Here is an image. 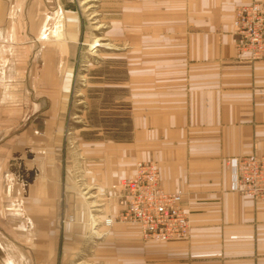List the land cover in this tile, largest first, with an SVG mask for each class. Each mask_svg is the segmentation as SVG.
I'll return each mask as SVG.
<instances>
[{
	"label": "crops",
	"instance_id": "0c3cea01",
	"mask_svg": "<svg viewBox=\"0 0 264 264\" xmlns=\"http://www.w3.org/2000/svg\"><path fill=\"white\" fill-rule=\"evenodd\" d=\"M253 1L264 0L134 3L136 8L151 10L149 55L134 54L132 79L102 84V90L112 87L113 94L118 89L117 101H126L127 113L120 114L123 109L118 105L116 116L126 117L125 121L118 118L114 126L102 123L100 132L91 130L95 137L85 143L89 175L99 174L102 186L97 195L107 196L99 208L101 215L115 216L122 209L117 182L135 171L137 161L156 162L162 186L184 193L182 205L190 215L191 233L182 241H144L137 223L117 222L86 259L88 264H264V199L232 190L227 162L253 151L264 153V61L242 57L232 33L235 9ZM58 3L0 0V131L5 133L4 140L12 135L6 133L15 119L31 121L48 116V111L42 136L56 137L55 106L65 98L62 90L69 92L72 69L66 66L67 58L76 52L75 17L68 10L65 30L61 21L55 23L51 38L39 34L37 26L44 10L53 15L61 12ZM14 10H21L19 22ZM23 20L25 33L17 31ZM14 88H25L28 96L31 92L34 96L18 95L16 102L9 90ZM121 89L124 98H120ZM102 94L106 100L105 91ZM23 99L25 109L14 110V103L24 104ZM104 112L103 122L115 116ZM86 133L89 136L90 131ZM58 174L54 166L43 162L35 184L29 187L24 205L36 219L50 214L46 210L59 192ZM83 207L76 202L75 232L88 216ZM4 226L12 241L0 239V264H29L24 253L31 249L29 233L19 230L20 238H14L15 230ZM39 254L36 264H50Z\"/></svg>",
	"mask_w": 264,
	"mask_h": 264
},
{
	"label": "rangeland",
	"instance_id": "374dc122",
	"mask_svg": "<svg viewBox=\"0 0 264 264\" xmlns=\"http://www.w3.org/2000/svg\"><path fill=\"white\" fill-rule=\"evenodd\" d=\"M136 1L141 0H59L61 12L53 15L46 9L38 18V33L46 34V38H51L55 31V23L61 21L65 30V24L68 25L65 21L67 20L65 13L68 10L73 11L77 40L76 44H73L76 47L75 54L67 58L66 66L72 69L69 92L62 90V97L65 95V98L62 99L61 104L55 106L57 115L54 135L56 137L42 136L43 123L48 118L49 111L48 116L39 115L31 121L19 122L15 119L12 129L8 128L6 133L12 135L8 140L5 139L6 141L5 133L0 131V163L3 161L2 174L0 170V196L3 197L0 200V239L11 240L6 237L4 224L10 225L15 230L14 238H20L19 230L28 232L31 249H25L24 253L28 257L29 264L37 263L39 253V256L46 257L50 264H88L89 260L86 259L97 251L99 242L115 223H130L117 219L112 226H106L105 219L112 215H101L102 211L99 208L107 200V196L97 195L101 193L98 192L101 178L98 177L99 174L89 175L91 169L87 164L85 143L86 139L95 137V132L92 134L91 130L96 132L103 130L102 123L107 127L119 123L118 118L123 117L116 116L118 107L122 106L123 109L120 114L127 113L126 101H117L118 89H115L113 94L112 87L109 90H102V84L127 82L132 79L134 54L141 52L149 55L146 51L149 50L150 33L153 31L149 23L151 10L148 7L136 8L134 6ZM14 12L17 13L16 10ZM20 12L21 10H18L17 15L15 14L17 22ZM25 25L23 20V26L17 31L25 33L27 29ZM9 90L14 92L13 97L16 102L15 97L18 95L28 96L25 88ZM103 91L106 100H102ZM124 91V89L119 91L120 98L125 97ZM31 95L34 96L32 92L29 93L30 97ZM25 102L24 100V104L14 103V110L22 107L25 109ZM32 108L30 105L31 113L34 111ZM103 108L106 109L105 112L102 111ZM103 112L115 116L110 117L111 120L106 117L107 121L103 122ZM123 119L125 121L126 117ZM87 131H90L89 136ZM5 147L7 152H4ZM9 160L14 168L9 165ZM43 162H49L59 173L57 176L59 192L52 208L46 210L50 214L43 213L42 217L36 219L32 216V211H27L24 200L29 187L35 184ZM32 168H37L38 172L34 181L26 184L24 181L27 176L26 171ZM120 180L116 185L118 190ZM232 190L237 191L233 186ZM118 195L122 204L120 192ZM76 202L82 203L88 214L87 219L81 221L84 226L78 232L72 227L77 223ZM116 216L118 214L112 217ZM191 226L190 220L187 239L191 233ZM37 227H41L42 232L37 230ZM142 240L147 241L143 238ZM37 244L41 245L40 250L37 249ZM32 246L36 249H32Z\"/></svg>",
	"mask_w": 264,
	"mask_h": 264
},
{
	"label": "built area",
	"instance_id": "2783aa9c",
	"mask_svg": "<svg viewBox=\"0 0 264 264\" xmlns=\"http://www.w3.org/2000/svg\"><path fill=\"white\" fill-rule=\"evenodd\" d=\"M232 33L238 53L247 61H264V1H253L235 9ZM232 186L255 200L264 199V153L253 151L228 159ZM122 209L105 219L112 226L118 219L134 222L145 240L174 242L186 240L190 217L182 205L183 191H167L154 161H139L132 175L120 180Z\"/></svg>",
	"mask_w": 264,
	"mask_h": 264
},
{
	"label": "water",
	"instance_id": "95a60500",
	"mask_svg": "<svg viewBox=\"0 0 264 264\" xmlns=\"http://www.w3.org/2000/svg\"><path fill=\"white\" fill-rule=\"evenodd\" d=\"M23 166H24V164H23V161H22L21 167L23 168ZM37 172H38L37 168H32V169H29L28 171H26L27 176L24 179L25 183L26 184L32 183L34 181V179H35V176H36ZM21 174H22V170H21Z\"/></svg>",
	"mask_w": 264,
	"mask_h": 264
}]
</instances>
